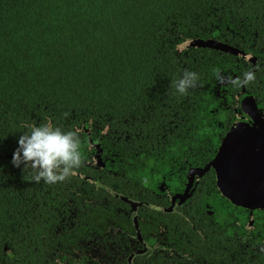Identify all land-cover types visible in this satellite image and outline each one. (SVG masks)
<instances>
[{"label": "trees", "instance_id": "obj_1", "mask_svg": "<svg viewBox=\"0 0 264 264\" xmlns=\"http://www.w3.org/2000/svg\"><path fill=\"white\" fill-rule=\"evenodd\" d=\"M196 39L217 40L254 61L209 48L177 50ZM215 69L233 80L245 72L255 79L222 84ZM185 70L198 80L181 95L172 82ZM246 95L264 111V0H0V264H57L52 255L58 244L85 235L83 211L97 213V205L91 194L83 200L74 194L82 184L76 174L89 169L82 128L108 133L104 142L115 164L108 162L109 172L96 180L128 196L123 165L155 167L168 150L167 137L193 141L196 131L189 128L230 127ZM46 120L78 130L84 156L75 175L54 184L36 183L12 164L25 125ZM171 127L180 131L166 130ZM210 135L201 132L202 147ZM69 199L76 216L71 238L64 227ZM205 203L215 205V199H204L202 210ZM257 215L261 230L264 213ZM202 227L208 242L193 249L202 263L264 264V251L236 241L225 239L215 251L210 228ZM257 239L251 241L262 245ZM148 264L198 263L161 257Z\"/></svg>", "mask_w": 264, "mask_h": 264}, {"label": "flooded vegetation", "instance_id": "obj_2", "mask_svg": "<svg viewBox=\"0 0 264 264\" xmlns=\"http://www.w3.org/2000/svg\"><path fill=\"white\" fill-rule=\"evenodd\" d=\"M81 130L88 135L86 144L90 159L84 165L89 169H85L86 175L76 174L82 184L76 186L74 194L81 200L93 195L91 203L97 205V213L83 211L86 214V219L82 220L85 235L75 242L58 244L52 255L57 264H148L161 257L165 261L194 260L205 264L199 260L201 255L193 251L194 245L208 242L202 226L210 228L213 236L210 243L215 251L225 239L264 251V225L261 230L256 228L257 214L264 211H256L258 213L252 217L250 211L238 210L219 190L216 170L211 168L202 173L218 156L230 127L189 128L196 131L193 141L183 137L179 142L180 135L171 141L167 137L168 150L155 161V167L145 169L133 164L127 168L123 165L121 170L127 173L129 181L128 196L96 180V177L101 179L102 172H109L106 170L108 162L112 167L115 164L109 161L113 153L104 142L108 133ZM166 130L180 131L172 127ZM202 131L211 134L205 137L209 141L205 144L207 148L202 147ZM91 171L97 172V176L89 175ZM87 184L94 186L92 192L84 187ZM101 189L105 196L100 194ZM212 198L215 205L205 203L202 210L203 200ZM72 203L71 199L66 202L70 213L64 224L65 231L69 230L68 238L76 236L72 231L76 219L70 208ZM58 212L63 216L65 210ZM254 238L262 245L253 243Z\"/></svg>", "mask_w": 264, "mask_h": 264}, {"label": "water", "instance_id": "obj_3", "mask_svg": "<svg viewBox=\"0 0 264 264\" xmlns=\"http://www.w3.org/2000/svg\"><path fill=\"white\" fill-rule=\"evenodd\" d=\"M186 49L209 48L254 61L248 54L217 40H188ZM236 78V77H235ZM215 169L218 188L233 205L264 211V111L254 96L246 95L237 120L230 126L216 159L202 171Z\"/></svg>", "mask_w": 264, "mask_h": 264}, {"label": "clouds", "instance_id": "obj_4", "mask_svg": "<svg viewBox=\"0 0 264 264\" xmlns=\"http://www.w3.org/2000/svg\"><path fill=\"white\" fill-rule=\"evenodd\" d=\"M190 41H184L176 48L183 52ZM220 83L229 82L233 86H241L255 79L253 72H245L243 79H231L221 75L219 69L214 70ZM198 76L195 72L185 70L183 76L172 82V87L181 95L187 94L189 88L196 86ZM28 131L18 139V147L13 153L12 164L30 172L32 180L47 184L65 181L75 175L83 163V150L80 132L78 130H63L55 126L51 120L39 125H25Z\"/></svg>", "mask_w": 264, "mask_h": 264}]
</instances>
